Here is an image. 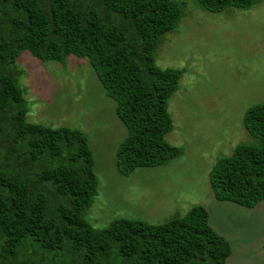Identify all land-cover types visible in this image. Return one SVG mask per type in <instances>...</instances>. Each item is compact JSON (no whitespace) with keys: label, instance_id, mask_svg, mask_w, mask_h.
<instances>
[{"label":"trees","instance_id":"1","mask_svg":"<svg viewBox=\"0 0 264 264\" xmlns=\"http://www.w3.org/2000/svg\"><path fill=\"white\" fill-rule=\"evenodd\" d=\"M196 1L220 11L256 0ZM181 13L177 0H0V264H230L231 244L201 204L162 223L118 217L94 228L84 217L98 184L87 136L26 120L20 52L63 63L74 54L88 59L127 129L118 171L176 156L165 134L181 69L159 67L155 48ZM243 125L253 141L221 156L209 184L216 199L253 207L264 200V100Z\"/></svg>","mask_w":264,"mask_h":264},{"label":"rangeland","instance_id":"2","mask_svg":"<svg viewBox=\"0 0 264 264\" xmlns=\"http://www.w3.org/2000/svg\"><path fill=\"white\" fill-rule=\"evenodd\" d=\"M177 1L182 13L157 44L155 62L181 69L167 100L173 126L165 134L180 153L121 174L115 152L127 129L88 59L74 54L63 63L20 52L26 120L78 128L87 136L98 184L84 217L94 228L118 217L162 223L201 204L211 227L231 244L227 262L264 264V200L253 207L219 200L209 184L221 156L253 141L243 115L264 100V0L220 11L203 9L196 0Z\"/></svg>","mask_w":264,"mask_h":264}]
</instances>
